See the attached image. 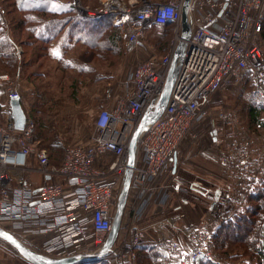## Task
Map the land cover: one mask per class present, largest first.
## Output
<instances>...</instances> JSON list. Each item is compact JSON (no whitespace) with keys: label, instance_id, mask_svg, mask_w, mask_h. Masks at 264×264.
<instances>
[{"label":"built area","instance_id":"obj_1","mask_svg":"<svg viewBox=\"0 0 264 264\" xmlns=\"http://www.w3.org/2000/svg\"><path fill=\"white\" fill-rule=\"evenodd\" d=\"M183 2L135 0L120 5L119 1H107L99 8L84 5L82 0L66 2L86 20L111 18L124 36L127 53L144 45L147 24H173L174 34L163 55L140 60L130 70L123 95L115 97L110 85L104 88L103 99L110 106L101 108L93 118L90 142L67 145L58 166L50 165L46 151L37 148L30 118L22 129H16L10 118L0 124V226L40 256L60 259L94 254L102 248L128 169L130 137L140 121L154 112L180 41L185 47L177 60L168 102L137 141L128 191L132 218L125 236L118 237V245L114 243L108 250L107 259L113 264H134L137 247L163 249L168 255L180 248L177 236L182 230L175 228L173 217L163 213L173 188L164 180L174 172L181 144L199 140L201 128L210 117L214 127L208 134L214 132L211 138L217 141L219 136L221 142L217 159L235 181L225 192L223 204L231 198L242 204L264 181V137L255 139L253 130L233 112L220 110L214 117L211 113V99L216 93L248 81L264 106V0H190V35L186 40L181 38ZM0 80L12 78L5 74ZM6 92L8 100L20 97L16 89ZM31 156L37 162L34 168L28 162ZM31 173L42 178L40 185L32 186L26 177ZM151 205L153 217L164 216L161 224L138 228ZM225 214L220 211L218 217L224 219ZM165 222L173 234L163 230ZM190 235L187 264H194L200 257H208L212 246L201 232Z\"/></svg>","mask_w":264,"mask_h":264},{"label":"rangeland","instance_id":"obj_2","mask_svg":"<svg viewBox=\"0 0 264 264\" xmlns=\"http://www.w3.org/2000/svg\"><path fill=\"white\" fill-rule=\"evenodd\" d=\"M66 2H68L69 0H65ZM87 1V0H83ZM91 3L93 2V4L89 5V6H93L95 8H99L101 7L104 2H120V5H128L133 3L135 0H90ZM137 1V0H136ZM151 1H159V0H151ZM160 1H164V0H160ZM82 2V3H83ZM89 3V2H88ZM85 5V4H84ZM3 9L6 10V15L3 13ZM12 9V11H11ZM0 15L2 17V19L5 21V27H6V33L7 36L13 37L14 39V47L16 49V53H17V57H18V67L20 68L19 70V74L22 69V63L24 65V62H31V64L33 65L32 69L30 72H35V74L33 75V79L34 82H36L37 87L42 88L43 90L42 92V101H48V102H53L56 99H59V97H64V96H68L67 94L70 92L69 90H66L68 87V85L70 84V82L68 81H62L59 82L56 79L54 80H48V79H42L40 77V75L37 73L38 72V68H39V64L41 68L45 67V68H51V62L47 60V54L48 52L51 51V53H53V50L51 47H55L56 46V40H51V45H47L46 49L41 48L43 46V44L41 42H36L34 41L31 36L29 35L28 32L24 31L23 29H19V30H9L10 29V25L11 28L14 27L13 25H15L16 21L18 18H21V15L15 11H13L12 5H11V1L8 0H0ZM76 16V15H75ZM77 17V16H76ZM77 19L81 20L80 18L77 17ZM16 20V21H15ZM10 22V25L8 26ZM73 22V21H72ZM74 28H76L78 30L77 34H74V29H71L69 31L68 34H73L72 37H70L72 40L76 41H92L94 43V46L92 47V50H89V42L88 44V48H86L85 45L83 44H73L70 47V49L66 52V53H62V58L64 62H73V60H67L64 59L66 57H76V58H80V59H86V60H90L91 63H93L92 67L94 70V77L92 79V81L94 80V78L98 81V79H100L99 85L101 83H112V85L114 84H120L121 82H119L121 80V78L123 77L122 75H125V72H129L136 63L132 64L130 61H128V57L130 56L129 54L125 53L124 49H125V43H124V37L122 36V33L119 29L116 28L117 30V35H116V42H115V46L119 47V49L115 48L113 46V48L110 50L106 49L104 47V42L101 39L102 35L99 37L97 34L99 32H94L93 35L96 37V39H93L91 36L88 37L87 33L85 31L82 30V26L78 23H74ZM80 29V30H79ZM106 31V30H105ZM103 31V32H105ZM82 34H80V33ZM154 32L158 38V41L154 43V47H156V54L158 55H163L165 52L164 50V46L166 45L167 42V37H169V35L171 34L170 32V27H165V28H154ZM10 33V34H9ZM108 34V33H107ZM86 35V36H85ZM61 40H64L66 37V32L64 31V33H61ZM84 36V37H83ZM104 36H106L104 34ZM159 37H162V39H160ZM4 42V38L2 40ZM262 47H264V40L262 42ZM89 50V51H88ZM164 52V53H163ZM163 53V54H162ZM102 56L101 57H99ZM69 59V58H68ZM39 63V64H38ZM50 65V66H49ZM7 69V66H4V63L2 64V62L0 63V71H5ZM37 71V72H36ZM28 72V71H27ZM1 75H8V73H1ZM10 74V73H9ZM26 75H28V73H26ZM12 78V81H8L10 82V85L7 86V84H5L4 82H1L2 85H4L3 90L5 89H16L15 87V77H17L15 74H10L8 75ZM74 75L71 73L67 74V77H69L70 79L73 77ZM68 79V80H70ZM91 81V82H92ZM97 81H93V83L98 84ZM105 81V82H103ZM31 83V82H30ZM57 87V90L55 88H52V90L56 93L58 92L60 95H55L53 96H49L47 95V88L48 87ZM59 86H61V90H59ZM6 87V88H5ZM8 87V88H7ZM34 100H36V98H33ZM55 104V103H54ZM250 106H254L256 109L262 107V101L260 100V98L254 93V88L253 85L251 84V82H247L246 84L239 86V87H235V88H230L228 90H224L222 92V96L221 93H216L212 99H211V113L212 116H215V113L218 111H230L233 112L235 114L238 115L239 120H241V123H245L247 121H249L246 117V111L247 108ZM260 110V109H258ZM261 114L262 117H259L260 114L258 115L259 117V121H258V125L257 127H253V136L255 139H257L258 137L263 136L264 137V115L262 113ZM32 111L30 109V112L28 113L30 115V119ZM43 113V112H42ZM49 115V117H48ZM26 116V115H25ZM34 116L36 117H44L45 119H48L46 121V123L44 124L43 127V135L40 136V138L45 139V142L48 144L49 148H50V154H47L50 156V163L53 162V164L56 163V166L59 165L62 161L63 155H64V149H65V141H62L60 139H58L56 137V131L53 129V123L56 120H53V117H55L53 115V112H50L48 114H40V113H34ZM213 116V117H214ZM214 119V118H213ZM213 119L212 117L208 118L200 131V137L201 138H210L211 136L214 135L215 133L212 132V134H208L210 133V129L213 126ZM32 123H33V127L35 129L36 126H34V121L33 118L31 119ZM51 122H50V121ZM59 120H62L61 118H59ZM58 121V120H57ZM50 124H49V123ZM53 122V123H52ZM63 122V120H62ZM52 123V124H51ZM64 123V122H63ZM84 124H86L87 126L91 125V121L88 119L87 121L83 122ZM244 124V125H245ZM86 126V127H87ZM214 127V126H213ZM51 128V130H50ZM209 131V132H208ZM249 131V130H248ZM34 132H36V135H38L37 131L35 130ZM251 133V131H249ZM34 134V133H33ZM216 136V135H215ZM200 138V139H201ZM217 139H219V136H217ZM34 140V139H33ZM254 148V152L256 149V144L253 145ZM178 156V158H180V155H176ZM181 158L183 159L184 156L183 154H181ZM181 161V160H180ZM218 161V159H217ZM185 163H181L180 166L181 168L184 169H188L187 166L188 165L190 167L191 170H193L194 172H197L201 175V173H203V178L199 179V180H192L189 181L184 178L179 179V181L175 180V183L172 182L173 184V188L172 190H178L181 193V197L183 200L186 201V203H190V204H186L188 205V210H189V215L187 216V218L189 219V221L191 222V224L188 225V229L186 230H182V232H180V234L177 236V241L179 236L183 237L184 242L183 245L182 243H180V239H179V246L180 248L174 252L173 254H167L164 255L162 264H187V259H188V255L189 253L191 254V251L189 248V234H191L190 236H192L193 233L195 232H201L203 235H205L208 238L207 239V243L209 244V246H212V251H209V256L206 257H200V259H204V260H209L211 262H213L214 264H250V263H246L245 260L240 259V260H233V259H229L227 256L225 255H219L216 254L214 252L213 249V243H212V231L214 230L215 226L220 223L223 220V217L219 218L218 214L220 211L223 212H227L230 213L235 209L240 208L244 201H246L247 196L245 197L242 204L236 202L233 198L230 199L228 204H223L224 201H222L225 197V192L227 193L229 191L230 188L234 187L235 181L233 180V178L229 175L227 169L219 163L221 165V167L223 168L222 171L219 172V167L215 169V166L210 165L211 163H205L202 166L197 167L196 165H190L189 162ZM201 164V163H200ZM208 169V170H207ZM218 169V170H217ZM213 176H210V175ZM217 176H220V178H218ZM196 185L198 186V189L196 187ZM195 189H197L198 191H195ZM185 190V191H184ZM218 191V197H220L219 199H217V203L218 204H213L216 200L214 199V195L215 192ZM223 194V195H222ZM224 197V198H223ZM170 199V198H169ZM168 199V200H169ZM183 202V201H182ZM222 202V203H221ZM164 204V208H165ZM179 206L181 207L182 204H179ZM163 208V211H164ZM154 207L151 205L147 208L146 213L142 216V220L140 222L137 223V227L139 228L140 225L141 226H150L151 224H154L155 222L152 220V222L148 223V218H151L154 216ZM122 215L120 218V223H119V229L117 232V236L115 239V245H118V237L125 236L124 231H127V226L132 218V201L130 199V196H127L126 199V203L123 207L122 210ZM226 215V214H225ZM143 222V225H142ZM174 222L176 223V219L174 220ZM175 228L177 229L178 227H176V224L174 225ZM192 226V227H191ZM3 227V226H2ZM7 229V228H5ZM169 233H174V231L172 230L171 227L168 228ZM242 231H238L237 235L240 237V235H242ZM182 239V240H183ZM191 248V246H190ZM0 249L3 250L5 256L4 258H1V262L0 264H29V262L27 260H25V258L16 250H13V248L9 247L8 245H6L5 243H3L2 245H0ZM198 259V260H200ZM101 260H104L103 263L101 264H113V262L109 259H107V257L105 256L104 258H102ZM197 260V261H198ZM196 261V262H197ZM168 262V263H167ZM196 262L194 264H196ZM191 264V263H190Z\"/></svg>","mask_w":264,"mask_h":264},{"label":"trees","instance_id":"obj_3","mask_svg":"<svg viewBox=\"0 0 264 264\" xmlns=\"http://www.w3.org/2000/svg\"><path fill=\"white\" fill-rule=\"evenodd\" d=\"M8 1H11L13 11L21 15V18H18L17 21L15 20L16 23L15 25H13L14 27L11 28L9 22V30L23 29L24 31L29 33L34 41L41 42L43 44L41 48L45 47V49L48 44L52 46V39L56 40V46L51 47L53 53H51L50 51L46 55L47 60L52 63L51 66L49 65L51 68H41V64L38 63L39 68L38 72H36L42 79H48L51 81L53 79H56L59 82H70L68 87H66V90L70 91V89H72V97L74 99H76L77 91L85 84L91 82L95 75L92 67L93 63L63 61L62 53H66L72 46V43H80L88 48L87 43L89 42V50H92V47L94 46V43L92 41H89L90 39L87 40L88 42H81L79 40L74 41L70 38L73 36V34H68L71 29H74V34H77L78 32V30L73 26L74 23L80 24L83 27L82 30L88 34L87 36H91L93 39H96L93 33L95 31L99 32L97 35L99 37L102 35L101 39L104 42L105 50H111L113 46L120 50L119 47L115 46V42L117 41V30L112 25L111 18H105L99 21H90L81 18V20H79L77 19L78 16L75 14L74 9L71 6L67 5L65 0ZM83 4L89 6L93 4V2L91 3L90 0H87L84 1ZM3 13L6 15V10L3 9ZM64 31L66 32V37L64 40H61L60 35L62 32L64 33ZM104 34L106 36H104ZM3 38L4 42L2 41ZM262 40H264V33L262 34ZM14 45V39L11 34L10 37L7 36L5 21L0 15V63L2 62V64L4 63V66H7V69L5 71H0L1 73L16 74L20 70L17 65L18 57L16 56L17 53ZM99 57L102 58V56L100 55ZM67 58L69 57H66L64 59ZM32 67L33 65L31 64V62H24V65L22 63L21 70H24L25 74L28 73V75L26 76L31 79H29V82H31L35 88L36 100L31 105L32 113L30 114L35 123L34 126H36L37 128H34V131L36 130L38 135H36V132H34L33 139L34 141H38V143H40L41 147H43L44 149V146L46 144L45 139L40 138V136L43 135V127L48 119H45L42 116L36 117L34 116V113H40L41 115L50 113L53 108V102L42 101L43 95L41 91L43 89L37 87L36 82H34L33 75L35 74V72H30ZM68 73H71L74 76L70 79L69 77H67ZM99 80L100 79H98V81ZM93 81L97 80L94 78ZM52 88H55L57 90V87H48L47 91L49 92H47V95L54 97L55 95ZM59 90H61V86H59ZM57 93L58 92H56V95H58ZM258 109L262 110L263 113V103L262 107L257 109L254 106H250L247 108L246 117L249 121L244 124L247 125L251 130H253L254 126L257 127L259 117H262L261 111ZM259 114L260 116L258 117ZM49 164L56 166V163H50V160ZM240 230L243 233L239 237L237 235V232ZM14 236L19 241H21L18 236ZM3 243L11 247L5 241L0 239V245H2ZM212 243L214 252L216 254L225 255L229 259L233 260L243 259L246 261V263L250 264H264V181L257 184L249 192L246 201H244L243 205L240 208L226 214L224 219L215 226L214 230L212 231ZM24 245L27 246L26 244ZM13 250L15 249L13 248ZM164 255L167 254L163 249H157L150 246L137 247L134 250V264H162ZM103 261L104 260H100L98 262L89 264H101L103 263ZM196 264L214 263L209 260L200 259L196 262Z\"/></svg>","mask_w":264,"mask_h":264},{"label":"crops","instance_id":"obj_4","mask_svg":"<svg viewBox=\"0 0 264 264\" xmlns=\"http://www.w3.org/2000/svg\"><path fill=\"white\" fill-rule=\"evenodd\" d=\"M74 12L77 15V12L75 11V9H74ZM78 17L81 18L80 16ZM81 19H84V18H81ZM165 27H170V32H171L169 37L166 38L167 42H166V45L164 46V50H165L174 34L173 24L169 23L165 26H154V25L147 24L144 27V40H143L144 45L132 53H127L126 50L124 49L125 53L130 55L127 58L128 61H130L132 64L134 63L137 64L140 60L148 58L149 56L150 57L160 56L156 54V49H155L156 47H154L155 46L154 43L158 41V38L154 32V28L161 29ZM159 38L162 39V37H159ZM124 43H125V40H124ZM69 60H73L74 62H77V63H80V62L81 63H91L90 60H86V59L84 60V58L80 59L76 57H69ZM129 72L127 71L125 72L126 73L125 75H122L123 77L119 81L121 82L120 84L112 85V83H107V84L101 83L99 85V82L98 84L89 82L77 91L76 99L72 97L73 92H72V89H70V92L67 94L68 96L59 97V99H56L53 101V108L51 112H53V115L55 116L53 117V120H56V121H54V123L52 122L53 123L52 127L56 131V137L58 139L62 141L66 140L65 146L67 145L84 146L90 142L92 134H93V127H92L93 118L95 117V115L101 108L110 106V103L106 102L103 99L104 88L107 85H110L113 89V94L115 97L123 95L127 91L126 90V80L128 78ZM15 75L17 77H15L14 85L16 87V90L19 92V96H20L19 99H20L21 107L26 115V118H29L30 115L28 113L30 112L31 105L35 101L33 99L35 97V88L33 84L29 82L30 78L26 76V74L24 73V70L20 72V74L19 72H17ZM1 82H4L5 84H7V86H9L10 83L8 81L0 80V124H4L5 122L8 121L9 118L11 119V112H10V107H9L10 99L8 100L6 96L7 89L3 90L4 85H2ZM219 93H221V96H222V92H219ZM57 94L60 95L59 93ZM54 95H56L55 92H54ZM59 118H61L64 123L62 122V120H59ZM88 119L91 121V125L89 126L83 123L84 121H87ZM34 142H36L35 144L37 148H43L41 147V144L38 143V141H34ZM220 144L221 142L219 140L215 141V139H212V138L210 139L208 138V136L207 138L206 137L201 138L197 141H192L191 139L186 140L184 143L181 144L180 149L177 152V155H180V158H178V156L175 157V161H174L175 167H174L173 174L168 176L167 178L165 177V180H164L165 185H170L172 182L175 183V180L179 181V179L181 178H184V179L187 178V180L189 181L199 180L203 178L202 177L203 173H201L200 175L199 173L194 172L193 170L190 169L188 165H185L187 164L186 162H189L190 165H196L197 167L202 166L205 163H208V164L211 163L210 165L215 166V169L216 167L220 168L219 172L222 171L223 168L217 161V155L219 154V151H220ZM44 150H46L48 154H50V148L47 143L44 146ZM181 154H183L184 156L183 159L181 158ZM48 158H49V155H48ZM28 162H29V165L33 168L37 166V162L34 156H31ZM182 162L185 163L183 165L187 166L188 169H184L180 167L182 166L181 165ZM210 176H213V175L211 174ZM26 177L27 179L31 181L32 186H38L42 182V178L38 174H35V173L34 174L31 173ZM217 177L220 178V176H217ZM196 187L198 189L197 185ZM197 189H195V191H198ZM179 204H182V206L180 207ZM186 204H190V203L188 202L186 203V201L182 199L180 191L171 190L170 199L167 201L164 211H163V213L166 216H171L174 219H176V223H175L176 227L181 228L182 230L188 229V225L191 224L190 222L191 220L189 221V219L187 218V216L189 215V210H188V205ZM163 217L164 216L161 215L159 217L148 218V223L152 222L153 220L155 222L154 224L156 223L161 224ZM168 228L169 227L168 225H166V222H165L163 224V230L168 231ZM179 239H180V243H182L183 245V243H185L183 237L179 236L178 241ZM4 256L5 254L3 250L0 249V262H1V258L2 257L4 258Z\"/></svg>","mask_w":264,"mask_h":264},{"label":"water","instance_id":"obj_5","mask_svg":"<svg viewBox=\"0 0 264 264\" xmlns=\"http://www.w3.org/2000/svg\"><path fill=\"white\" fill-rule=\"evenodd\" d=\"M190 0H184L182 12H181V38L186 40L190 35V28L187 23V13L189 8ZM185 44L183 41H180L175 53L172 56L171 64L168 69V73L165 78L163 90L161 95L156 103V107L154 112L151 115L146 116L143 118L139 125L134 130L133 134L130 137L127 154H128V169L125 173L124 181L122 187L118 193L117 200H116V210L115 214L112 218V226L111 231L107 235V238L100 249L99 252L94 254H79L74 255L66 258L60 259H51V258H44L37 254L36 252L30 250L25 245H23L12 233L6 231L0 226V239L5 241L11 247H13L16 251H18L28 262L32 264H89L93 262H98L102 258H104L110 249L115 243V239L117 236V232L119 229L120 218L122 214L123 207L126 203V199L128 196L129 191V183L131 178V168L134 166L135 163V154L137 148V141L139 136L141 135L143 129L149 123L154 122L157 120L160 115L162 114L170 95V91L172 88L174 76H175V69L177 60L182 56ZM9 107L11 112V119L13 121L14 127L16 129H22L25 125L26 116L21 107L20 99L18 97L12 98L9 100ZM48 179V177L46 178ZM214 199H218V191L215 192Z\"/></svg>","mask_w":264,"mask_h":264}]
</instances>
